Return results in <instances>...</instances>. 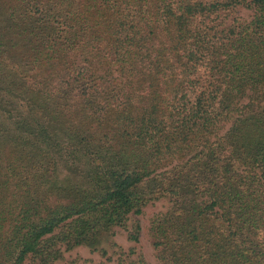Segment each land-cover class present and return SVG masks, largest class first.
<instances>
[{
  "label": "trees",
  "instance_id": "16d2710c",
  "mask_svg": "<svg viewBox=\"0 0 264 264\" xmlns=\"http://www.w3.org/2000/svg\"><path fill=\"white\" fill-rule=\"evenodd\" d=\"M161 198L160 264H264V0H0V264Z\"/></svg>",
  "mask_w": 264,
  "mask_h": 264
},
{
  "label": "rangeland",
  "instance_id": "374dc122",
  "mask_svg": "<svg viewBox=\"0 0 264 264\" xmlns=\"http://www.w3.org/2000/svg\"><path fill=\"white\" fill-rule=\"evenodd\" d=\"M236 13L250 18L252 10L238 6ZM168 205V198L150 201L141 213H129L125 226L115 225L102 231L90 244L81 243L70 249L61 244V255L53 264H118L121 258L134 257L137 253H141L151 264H160L152 244L150 224L154 214L166 209ZM136 223L139 224V230L135 241L129 238V232ZM130 248L135 249L134 253L130 252Z\"/></svg>",
  "mask_w": 264,
  "mask_h": 264
}]
</instances>
